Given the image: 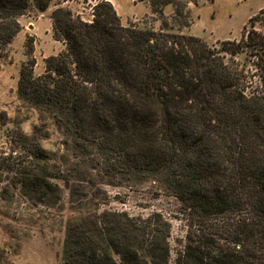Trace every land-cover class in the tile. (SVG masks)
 <instances>
[{
	"label": "trees",
	"instance_id": "obj_1",
	"mask_svg": "<svg viewBox=\"0 0 264 264\" xmlns=\"http://www.w3.org/2000/svg\"><path fill=\"white\" fill-rule=\"evenodd\" d=\"M52 1L0 0V55L21 17ZM149 2L162 17L174 6L171 25L192 22V0ZM52 17L66 48L36 74L29 44L18 94L40 123L11 133L0 177L13 197L66 211L60 264H170L173 218L185 230L174 264H264V31L210 45L125 26L108 0L92 19ZM51 127L57 150L41 142ZM105 185H150L177 206L106 208Z\"/></svg>",
	"mask_w": 264,
	"mask_h": 264
},
{
	"label": "rangeland",
	"instance_id": "obj_2",
	"mask_svg": "<svg viewBox=\"0 0 264 264\" xmlns=\"http://www.w3.org/2000/svg\"><path fill=\"white\" fill-rule=\"evenodd\" d=\"M100 1L103 0H53L46 10L32 7L21 17V30L0 55V155L9 150L11 133L19 130L29 135L40 123L38 111L28 107L18 94L20 71L30 57L29 44L33 41L35 73L42 74L46 60L66 48L65 41L55 37L52 17L55 9L64 7L74 15L92 19L94 7ZM117 7L125 26L134 24L156 31L194 35L210 45H219L225 39H239L253 26L264 31V0H192L189 5L192 22L188 26L171 25L175 10L171 4L164 7V17L154 12L149 0H124ZM50 132L41 142L47 149L57 150L61 147L60 135L53 127ZM0 180V264H60L66 211L27 204L19 196L13 197L7 182L1 177ZM104 188L108 192L106 208L144 215L162 211L169 215L177 206L174 197L163 195L150 185L138 190L115 185ZM65 192L68 206V191L65 189ZM184 232L180 221L173 218L170 264L175 262Z\"/></svg>",
	"mask_w": 264,
	"mask_h": 264
},
{
	"label": "crops",
	"instance_id": "obj_3",
	"mask_svg": "<svg viewBox=\"0 0 264 264\" xmlns=\"http://www.w3.org/2000/svg\"><path fill=\"white\" fill-rule=\"evenodd\" d=\"M110 2H112V4L114 5V7L116 8V10H118V5H121V3L124 1V0H108Z\"/></svg>",
	"mask_w": 264,
	"mask_h": 264
}]
</instances>
